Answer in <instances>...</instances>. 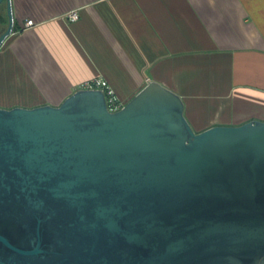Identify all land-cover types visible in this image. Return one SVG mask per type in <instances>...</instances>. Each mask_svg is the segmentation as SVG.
<instances>
[{"label":"water","instance_id":"water-1","mask_svg":"<svg viewBox=\"0 0 264 264\" xmlns=\"http://www.w3.org/2000/svg\"><path fill=\"white\" fill-rule=\"evenodd\" d=\"M0 264H264V120L196 132L157 81L0 107Z\"/></svg>","mask_w":264,"mask_h":264},{"label":"crops","instance_id":"crops-1","mask_svg":"<svg viewBox=\"0 0 264 264\" xmlns=\"http://www.w3.org/2000/svg\"><path fill=\"white\" fill-rule=\"evenodd\" d=\"M11 4L0 107L59 105L87 80L104 78L123 104L148 81L165 85L181 96L196 132L264 120V0Z\"/></svg>","mask_w":264,"mask_h":264},{"label":"built area","instance_id":"built-area-1","mask_svg":"<svg viewBox=\"0 0 264 264\" xmlns=\"http://www.w3.org/2000/svg\"><path fill=\"white\" fill-rule=\"evenodd\" d=\"M77 16H78L77 13L74 11L69 14V17L71 19H76ZM32 23H33L32 20L26 21V25H31ZM83 88H85V89H97V90L103 91L104 96H105L106 105H107V108L109 111H116L124 105L117 98L112 87L107 82V80L104 78H93V79L87 80L84 83Z\"/></svg>","mask_w":264,"mask_h":264},{"label":"trees","instance_id":"trees-1","mask_svg":"<svg viewBox=\"0 0 264 264\" xmlns=\"http://www.w3.org/2000/svg\"><path fill=\"white\" fill-rule=\"evenodd\" d=\"M8 22L7 12H6V3L3 1L0 3V33L5 29ZM15 28V24L13 29Z\"/></svg>","mask_w":264,"mask_h":264}]
</instances>
